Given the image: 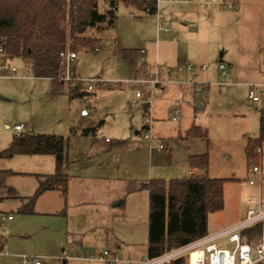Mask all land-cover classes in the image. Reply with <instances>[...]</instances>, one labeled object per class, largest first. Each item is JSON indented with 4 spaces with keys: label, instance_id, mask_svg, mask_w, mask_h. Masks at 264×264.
Segmentation results:
<instances>
[{
    "label": "rangeland",
    "instance_id": "obj_1",
    "mask_svg": "<svg viewBox=\"0 0 264 264\" xmlns=\"http://www.w3.org/2000/svg\"><path fill=\"white\" fill-rule=\"evenodd\" d=\"M205 1L215 4L213 0ZM164 5L160 3V9ZM99 10L103 12L104 7L101 5ZM158 22L157 15L120 5L114 25L89 31L88 36L100 42L92 49L77 52V58L70 66L69 79L65 74L63 76V93H53L50 80L32 77L19 59L10 62V66L16 69L15 76L0 77V96L6 99L0 100V153L10 148L16 125H26L24 132L33 130L37 134L69 138L66 154L69 175L75 178L80 176L86 182L91 181L94 175L109 176V179L98 181L100 185H95V188H103V193L107 189H121L123 198L127 199L125 209L110 218L114 229H101L99 238L87 235L85 239L91 246H79L81 237L67 236V250L71 243L79 247L78 251L70 253L73 258L69 259L68 264H105L95 261L75 262L74 259L89 254L97 258L105 249L117 247L129 250L138 262L142 261L147 256L149 203L146 198L142 201L145 194L141 192L130 196L128 193L134 192L142 182L148 184L152 180L183 179L185 171L192 169L187 160L190 152L198 150L208 155V177L227 180L224 185L225 208L209 215L212 224L228 221L241 201L242 193L245 194L249 176L246 146L248 140L259 137L260 121L264 116V88L258 93L260 101L253 103L249 100V73L242 78L229 75L226 93L222 89L227 85L225 77L221 72L214 71L217 76L208 82L207 90L198 92L200 86L194 84L193 88L197 92H191L187 85L198 81L190 78L183 80L185 74L180 76L182 73L169 74L168 69L174 68V65L165 64L164 59L157 56V49L164 46ZM177 40L179 42L170 47L176 49L182 42L178 37ZM128 49L138 50V55L139 51L146 50L145 64L139 60L136 64L124 60L123 51ZM142 67L146 72L143 75L158 77L162 82L158 87L164 85L166 88L164 93L155 91L157 97L153 104L158 102L166 118L158 123L154 121L153 133L160 131L162 135L171 136L181 133L182 136L183 142L174 150L172 140L164 146L173 150L172 160L165 155L151 156L150 144L144 138V116L140 109L132 110L135 90L145 91L140 82L143 75H138L142 73ZM75 71L81 84L75 81ZM95 80L104 83L105 87L96 88L93 92L95 95L89 97L71 98L68 87L76 89L78 94L89 93L88 83ZM142 99H147L145 93ZM178 108L180 114L174 121L172 110ZM82 109L89 112L88 118L80 117ZM89 124H92L95 133L82 137V128ZM192 125L206 132V137L194 147L188 145L186 140L189 139L185 137V130ZM136 132L139 134L136 135ZM260 165L264 188V144ZM0 170L50 174L55 171V158L48 155L4 156L0 157ZM196 174H200L199 171ZM72 208L71 227L75 230L78 211L74 206ZM10 216L13 219L21 218L17 213ZM31 219L26 218L33 222ZM7 223V220L0 219V228L3 230ZM216 244L219 248L233 249V244L227 240L217 241ZM12 252L7 253L8 257H0V264H14L17 261L15 258L19 256L22 263L21 256H30L24 251ZM38 255L51 256L52 260H42L47 264H64L62 253L55 255L41 252ZM260 264H264V261Z\"/></svg>",
    "mask_w": 264,
    "mask_h": 264
},
{
    "label": "crops",
    "instance_id": "obj_2",
    "mask_svg": "<svg viewBox=\"0 0 264 264\" xmlns=\"http://www.w3.org/2000/svg\"><path fill=\"white\" fill-rule=\"evenodd\" d=\"M213 1L215 4L212 5L205 0H191L187 3L164 2V7L161 9L159 7L161 21L158 22V30L162 34V43L164 46L157 49V56L164 59L165 64L170 63L174 65V68H176L177 65L179 67L184 64L195 66L193 71H184L180 75L182 76L185 74V76L182 77L183 80H188V78H190V80L194 79L198 81V83L191 82L188 85L186 84L188 89L193 93L198 91L193 88L194 84L203 87V91L208 89V82H211L217 76V73L214 71L221 72L225 77V84L227 85L223 86L222 89L226 93L229 86V75L234 78H242L243 75L249 73L248 75L250 77L248 78L250 82H248V85H263L264 0ZM231 4L237 5V8H233ZM160 25H162L164 29H162ZM166 28L169 29V31H166ZM177 37L180 38L182 42L176 49H173L170 45L179 42ZM128 50L138 51L135 49ZM124 60L134 64L137 62L134 58ZM221 64L226 66L224 71L220 69ZM140 72L142 73H139V76L146 73L143 67ZM182 86H184V84H182ZM156 90L164 93L166 88L162 85L161 87H157ZM93 92L85 93L81 97H89ZM155 96L157 97L156 93ZM152 106L154 121L158 123L164 120L166 117L159 109L158 102H155ZM139 109L143 114L142 116H144L145 109L143 107ZM172 111L173 115L175 111L178 112V115L180 114L179 108L173 109ZM80 117L86 119L89 115L87 117H82L80 112ZM176 120L177 119L174 121ZM193 126L194 125L191 127ZM191 127L186 129L185 132ZM88 128H93L92 124L82 129L85 130ZM32 131L33 130H30L28 132L32 133ZM82 132V137H88L83 136ZM137 134H139V132H137ZM14 135L12 136V141ZM154 136L155 139L163 143L165 147L166 143L172 140V145H175L172 148L173 150L176 146L180 145V142H183L181 133L171 136L162 135L160 131H156ZM65 139L67 140L68 149L69 138ZM200 141H202V139L186 140V142H189L188 145H192L193 147ZM106 143H108L107 139ZM172 149L165 148V151L161 154L156 152H150V154L152 157L154 154L158 157L163 155L169 156L172 160ZM169 150L170 152H168ZM197 151L198 150L190 152L187 156V160H189L191 156L203 154ZM4 171H11L14 174L7 179L6 188L0 191V214L10 216L12 213H17L21 218L7 220L8 223L5 228H3V230L2 227L0 228V239L4 242L0 257H8V252L13 253L12 251L16 250L30 253V256H43L38 255V253L41 252L47 254L53 253L55 255L62 253L61 258L64 259L63 263L68 264L69 259L73 258L70 253L78 251L79 247L71 243L69 246L70 249L67 250V236L76 235L78 238L81 237L79 246L82 245L87 247L90 245L85 239L87 235L90 234L99 238L101 236L99 233L102 232L101 229H108L110 231L114 229L113 224H110L112 222L110 218H114L116 214L122 212V209L126 207L127 199L123 198L121 189L118 191H116V189H107L105 191L106 193H103V188L100 187L101 189H99L98 186L95 188V185H100L98 181L109 179V176L104 174L94 175V177H92L93 179H90L91 181H83L80 176L79 178H75L69 175L68 161L65 168V172L69 176L66 197L62 191L52 190L39 196L33 205L30 204V198L35 194L39 186L36 175L49 174L17 170ZM189 171H193L194 174L197 172L194 168L188 169L185 171L183 179L186 178V174ZM144 184L143 182L139 183V186L135 188L134 192L128 193V196L141 192L145 194L142 197V201L146 198L149 203V192L144 189H139V187ZM103 186H105V184ZM244 192L245 194L242 193L241 201L234 209V213L228 221H224L220 224H212L208 218L209 235H213L240 222L242 218L241 203L250 192L248 185L244 188ZM243 196L245 197L243 198ZM261 197L264 209V188ZM72 206L78 211V224L75 230L71 227L73 226ZM117 209L119 210L117 211ZM23 210L26 212H23ZM226 214H228V212ZM26 218H32L31 220H33V222L26 220ZM106 250H110L124 261L138 262L129 250H123L120 247H117V249L108 248L104 251ZM81 256L83 255H79L74 259L76 260L75 262L79 260L87 261L80 259ZM50 257L51 256L44 257L43 260H52ZM19 258L20 256L18 259L15 258L17 261L14 262V264H23V260L21 263ZM55 259L59 260L60 258ZM95 262L102 261L96 260ZM42 264L47 263L45 261L42 262Z\"/></svg>",
    "mask_w": 264,
    "mask_h": 264
},
{
    "label": "trees",
    "instance_id": "obj_3",
    "mask_svg": "<svg viewBox=\"0 0 264 264\" xmlns=\"http://www.w3.org/2000/svg\"><path fill=\"white\" fill-rule=\"evenodd\" d=\"M101 5L103 12L99 10ZM120 5L141 12L150 8L151 15L157 9L152 0H0V40L6 58L10 62L22 60L32 77L50 80L53 93H63L65 83L62 81L64 68L61 54L68 49L79 52L96 47L100 41L89 37V31L114 25ZM69 41L73 43L70 47ZM137 55L138 51H123L124 59L137 60ZM75 77L78 76L75 74ZM68 88L71 98L84 95ZM93 133L94 129L88 128L83 130L82 135ZM185 137L202 139L206 137V132L193 126ZM263 144L264 116L260 121L259 137L247 142L248 167L260 164L262 153L257 154L256 150H262ZM66 150L67 140L62 136L23 132L14 135L10 148L0 153V157L48 155L55 158L54 173L36 175L39 186L30 198L33 205L39 196L52 190H60L66 197L69 183L65 172ZM188 162L200 174L180 180H152L139 187L149 192V258H157L208 236L209 215L225 208L224 185L227 180L208 177V155L191 156ZM13 174L11 171H0V191L6 188V181ZM260 234V226L256 225L242 232V237L252 244L258 241ZM3 245L0 239V252Z\"/></svg>",
    "mask_w": 264,
    "mask_h": 264
},
{
    "label": "built area",
    "instance_id": "obj_4",
    "mask_svg": "<svg viewBox=\"0 0 264 264\" xmlns=\"http://www.w3.org/2000/svg\"><path fill=\"white\" fill-rule=\"evenodd\" d=\"M156 3V11L153 15H157L158 21H161V14L159 10L160 3L168 2H181L187 3L191 0H152ZM233 8H237V5L231 4ZM147 14H152V10L149 8L145 11ZM162 29L164 27L160 25ZM166 31L169 29L166 28ZM73 43L69 41L70 47ZM62 66L64 68V74L67 79L70 77L71 63L77 58V52L67 50L61 54ZM137 60L141 63L146 62V50L139 51ZM221 70H225L223 64L220 65ZM194 67L190 64H184L176 69H168V73L174 72L180 74L184 71L191 72ZM16 75V69L10 66V61L6 58L5 48L0 40V77H13ZM64 75V76H65ZM140 81L144 85V90H135L134 98L131 102L132 110L136 111L139 108H146L143 118V132L144 138L150 144V151L156 153H163L165 147L163 143L157 141L154 137V118L152 114V104L155 98V91L160 83L158 77L146 74L142 76ZM140 77V78H142ZM81 84L79 77L75 78ZM105 84L95 80L90 81L87 86L88 92H93L96 88H103ZM264 85H249V100L253 103L260 101L258 93H261ZM198 92L203 91V87L197 89ZM144 93L147 95V99L143 100ZM89 112L84 109L81 111L82 117H87ZM178 112H174V120L176 119ZM27 127L23 124L16 125L13 128L14 134L23 133ZM257 154H261L262 150L258 148ZM248 179L247 185L250 188V192L246 195L241 203L242 218L239 223L223 229L213 235H208L192 244L184 247L169 251L157 258L144 257L142 261L130 262L124 261L119 256L113 254L110 250L104 251L99 257L89 255L87 257L81 256L80 259L87 261H102L105 264H260L264 261V209L262 204V190H263V173L260 164H250L248 167ZM194 175L193 171H189L186 174V178H191ZM0 219L12 220V216L6 214H0ZM259 225L261 229L260 238L258 241L249 244L243 240L242 232L253 226ZM227 240L230 244H233L232 251L224 248H219L216 244L217 241ZM42 256H22L23 264H42ZM58 260V259H55Z\"/></svg>",
    "mask_w": 264,
    "mask_h": 264
},
{
    "label": "water",
    "instance_id": "obj_5",
    "mask_svg": "<svg viewBox=\"0 0 264 264\" xmlns=\"http://www.w3.org/2000/svg\"><path fill=\"white\" fill-rule=\"evenodd\" d=\"M0 100H6L4 97L0 96ZM33 133V131H32ZM136 135H137V132H136Z\"/></svg>",
    "mask_w": 264,
    "mask_h": 264
}]
</instances>
